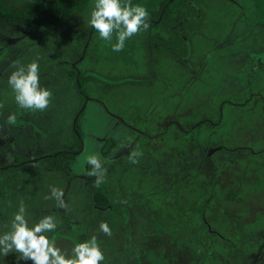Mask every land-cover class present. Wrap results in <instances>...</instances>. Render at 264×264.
I'll return each instance as SVG.
<instances>
[{"label": "rangeland", "instance_id": "1", "mask_svg": "<svg viewBox=\"0 0 264 264\" xmlns=\"http://www.w3.org/2000/svg\"><path fill=\"white\" fill-rule=\"evenodd\" d=\"M10 1L21 6L30 0ZM131 2L142 4L150 13L160 0ZM91 6L57 26L38 30L0 26V165L14 164L12 152L28 158L26 163L0 175V231L6 230L23 201L33 221L46 213L57 218V230L51 238L63 250L70 251L75 242L95 235L105 256L102 264H151L149 252L157 248L153 242L158 238L151 234L152 225L158 222L153 213H162L168 207L163 178H155L157 184H145L128 175V166L121 164L129 159L131 150L123 153L120 149L103 173L114 210L103 211L94 206L91 189L83 179L87 156L96 154L100 158L107 139L123 138L134 147L132 153L147 145L160 163L169 158L167 151L174 141L173 158L180 165L169 169L163 164L158 173L168 169L169 173L179 174L182 161L188 165L196 161L213 164L223 153V144L248 147L241 152L252 157L238 169L250 176L254 189L251 196H260L261 205L257 211L248 209L259 226L246 232L264 239V129L261 123L255 125L259 119L248 110L253 98H261L259 103H264V0L206 1L205 23L191 37L188 63L165 55L153 58L144 31L127 39L120 52L111 50L114 38L103 41L95 33L90 46L86 45L79 56L84 34L91 28L87 24ZM33 59L39 62L41 85L52 92L44 111L18 109L7 84L15 65ZM75 65L97 81L91 85L90 98L84 104L82 149L65 165L76 178L67 182L55 175L41 157L62 151L71 139L79 97L67 70ZM9 115L15 116L14 121L9 122ZM235 122L239 123L238 129ZM155 132H161L162 139L150 136ZM154 147L157 151H152ZM229 156L228 152L221 159ZM189 167L191 173H199L196 165ZM52 186L63 189L66 208L45 199ZM194 189L198 192L201 187ZM101 221L109 224L110 236L99 231ZM177 250L178 246H169L165 257L156 256L153 264H163ZM232 253L218 249L214 259L217 264H240ZM7 262L31 264L20 260L15 252L0 256V264Z\"/></svg>", "mask_w": 264, "mask_h": 264}, {"label": "trees", "instance_id": "2", "mask_svg": "<svg viewBox=\"0 0 264 264\" xmlns=\"http://www.w3.org/2000/svg\"><path fill=\"white\" fill-rule=\"evenodd\" d=\"M206 1L208 0H160L158 7L149 13V16L147 17L149 28L144 30V32L147 33L151 56L153 58L165 55V57L169 56L171 58L183 61L184 63L189 62L190 40L196 32L203 28L206 18L204 7ZM91 4L92 0H30L21 6H16L10 0H0V26L11 25L34 30L41 29L45 26H57L62 24V22H64L68 17L83 13L89 9ZM253 16L254 14L252 17ZM95 33L96 32L92 28H89V30H87V32L84 34L81 49L79 50V56L83 55V49L86 45H88L87 47L90 46V40H92ZM75 66L76 68L71 67L67 70V75L73 80L79 97V105L73 119L75 120V118L77 116L78 117L76 119L75 125L74 120L71 124V139L64 149H62V151L49 156L41 157V159L47 163L55 175L64 177L67 182L73 181L76 177L68 172L65 165L76 158L77 153L82 149L83 146L81 123L84 115V108L80 113L79 111L82 107H84L86 99L90 98L89 92L91 85L97 81L94 76L78 69L77 65ZM261 77H264V71ZM260 99L253 98L254 101L251 103L252 106H249L248 110L252 114L253 118L256 117V119H259L258 123L255 121V125L261 123V127L264 129V103H261V101L259 103ZM217 117H219V114H217ZM235 127L237 129L239 128L238 122H235ZM150 136L162 139L161 132H155L154 135ZM253 140H257V137H254ZM123 143L127 144V146L126 148L122 149V146L124 147ZM171 145L172 148L167 151L169 153V158H162L164 161L160 163L158 160L159 157H154L151 151H148L149 149L147 145H145L144 148L141 147L139 151L132 153L134 147L131 146L127 140L125 141L123 138L121 141L114 138L107 139L102 145V155L99 158L102 163L103 173L107 169L110 159L117 151L119 152L121 149V151L124 153L125 151L131 150V159L129 156V159H126L125 161L124 157L121 158V161L123 160L126 162L125 164L121 165L126 167L128 166L126 169V171L129 172H127L128 175H131L134 179H141L143 182H145V184L148 182L157 184L159 181L155 178L161 179L162 177V183L165 190L167 187L165 186V180L167 177H169V175H173V173H169L168 169H162L163 172L160 170L159 173L157 171H159L160 166L163 164L169 169L179 167L180 165V162L175 161V158H173L174 150H176L174 148L176 143L172 141ZM220 146V150H222L223 153L217 159L211 162L213 164L207 166L196 161L195 163H189L188 165V162H181L182 165L187 166L185 168L186 170H183L184 174L190 175V178H193V181L191 180V185L181 187L180 190L186 189L188 191L194 189V186L197 185L194 179L200 180L202 183L207 180V178H210L214 172H220L219 174L225 178L228 171H230V165L226 166V164L232 157V161L235 163V165H233L234 167L237 165L240 167V164L246 163L248 159L252 157L241 152L249 149L248 147L244 146L245 148L232 149L233 147H226L224 144ZM155 150L157 151L156 147H154L152 151ZM217 151L219 150L217 149ZM228 152L231 154V156L221 159ZM11 155L15 159L14 164L4 163L0 165V175L5 171H11L12 168H16L21 163H26L28 161L27 157H22V155L18 154L17 152H12ZM36 158H40V156H37ZM242 158H244L245 161ZM133 160L135 162H133ZM165 161L167 162L164 163ZM193 165L197 166V170L199 171L198 174L190 172L189 166ZM214 165L215 169L213 168ZM91 167V165H87L86 175L83 177V179L91 189L94 206L102 211L106 209L114 210L109 198L110 194L103 184V180L97 187L94 184L96 177L88 175V173L91 171ZM236 172L238 175H246L244 172H240L238 167H236ZM222 177L220 178L221 181H219V183L215 186L218 190L216 192L217 203H223L222 200L224 198V193H229L232 200H238V195L234 194L232 191H229L227 187H221L226 182ZM204 189L205 188L202 187V191ZM206 189H208V187ZM164 194L166 195V193ZM184 194L188 197V199H192L190 196L191 193L184 192ZM242 210L243 211L240 209L238 212L240 218L247 217V211L245 209ZM230 215L231 214L228 212L221 214L218 221L213 223L214 225L212 227H210L209 224L207 225L201 222L200 242L186 245L181 250V255L178 258L172 255L166 264H217L219 262L215 261L214 255L218 249L223 253L226 251L233 252L232 254L238 256L236 259L240 261V264H263L262 259L264 258V239L262 238V240H260V238L257 236L250 237L246 232V229L258 227V222H238L234 219H231L229 217ZM204 219L205 217H202V221ZM213 238L215 241H213ZM249 238L251 240H248ZM224 255L226 256V254ZM181 260H183V262ZM7 264L19 263L7 262Z\"/></svg>", "mask_w": 264, "mask_h": 264}, {"label": "clouds", "instance_id": "3", "mask_svg": "<svg viewBox=\"0 0 264 264\" xmlns=\"http://www.w3.org/2000/svg\"><path fill=\"white\" fill-rule=\"evenodd\" d=\"M148 16L149 12L142 4L131 0H94L87 24L101 40L110 42L114 38L111 50L120 52L127 39L149 28ZM7 84L18 109L44 111L50 104L52 92L40 83L38 59L15 65L8 75ZM14 119V115H9V122ZM87 163L92 166L88 175L96 177L94 184L98 187L104 178L101 160L96 154H91L87 156ZM63 197V189L52 186L45 199H53L56 207L66 208ZM57 226V218L50 213L33 221L21 201L6 230L0 231V256L15 252L20 260L31 264H102L105 256L95 235L75 242L67 251L51 238ZM99 231L108 236L112 232L106 221L99 223Z\"/></svg>", "mask_w": 264, "mask_h": 264}, {"label": "flooded vegetation", "instance_id": "4", "mask_svg": "<svg viewBox=\"0 0 264 264\" xmlns=\"http://www.w3.org/2000/svg\"><path fill=\"white\" fill-rule=\"evenodd\" d=\"M255 52H262L259 50H252ZM264 61V58H262ZM240 99V98H239ZM241 103H244L242 99ZM234 109L230 112L232 113ZM206 119H209L206 116ZM234 124V120L232 121ZM7 127V126H5ZM8 129V127L6 128ZM7 133V130L5 131ZM17 136L21 134V132H17ZM15 140V139H14ZM237 148H245L244 146H236L232 149ZM233 158V157H232ZM230 159L226 166L230 165V171L226 174V177L223 178L221 174L218 172H214L210 178H207L204 182H200V180H195L196 186L201 187L200 190H180L181 187H185L187 185H191L190 175L184 174L183 170L186 168L185 165H182L183 169L180 170L179 174L169 175L165 180V198L168 200V204L164 207L165 209L158 213H153V215L157 218L158 222H155L152 225V238L158 237L155 242H153L154 246L157 248L152 249L150 253V263L153 264L156 256L165 257L166 248L169 246H178L177 253H174L173 256H180L181 250L186 245L196 244L201 240L200 233V224L201 222L205 224H209L212 227L218 221L221 214L228 212L231 214L229 217L238 222H246L253 221L250 215L249 208L251 211L258 210L261 205L260 196L256 195L252 197L251 193L253 192V188L250 186V176L246 175H238L236 172V167L233 159ZM244 159V158H242ZM248 159V158H247ZM249 160V159H248ZM245 161V159H244ZM237 164V163H236ZM245 164V163H244ZM227 168V167H226ZM229 170V169H228ZM225 179V184L221 187H227L229 191L234 192V194L239 196L238 200H232L229 193H224L222 204L217 203L216 201V185L221 181L220 178ZM202 187L205 188L202 191ZM208 187V189H206ZM191 193L190 196L192 199H188V197L184 194ZM252 197V198H251ZM215 198V199H214ZM230 199V200H229ZM225 205V207H224ZM242 207L245 208L248 215L245 218H240L238 212ZM205 219L202 221V217ZM213 241L214 238H213ZM169 260V259H168ZM164 259L162 262L166 264L168 261Z\"/></svg>", "mask_w": 264, "mask_h": 264}, {"label": "water", "instance_id": "5", "mask_svg": "<svg viewBox=\"0 0 264 264\" xmlns=\"http://www.w3.org/2000/svg\"><path fill=\"white\" fill-rule=\"evenodd\" d=\"M83 108H84V107L81 108V110L79 111V113L82 111ZM78 115H79V114H78ZM77 117H78V116H77ZM77 117H76L75 120H74V125H75V122H76Z\"/></svg>", "mask_w": 264, "mask_h": 264}]
</instances>
